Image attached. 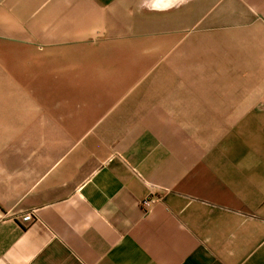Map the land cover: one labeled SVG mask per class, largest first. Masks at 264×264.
I'll list each match as a JSON object with an SVG mask.
<instances>
[{
	"label": "crops",
	"instance_id": "1",
	"mask_svg": "<svg viewBox=\"0 0 264 264\" xmlns=\"http://www.w3.org/2000/svg\"><path fill=\"white\" fill-rule=\"evenodd\" d=\"M0 65V264H264V0H0Z\"/></svg>",
	"mask_w": 264,
	"mask_h": 264
},
{
	"label": "rangeland",
	"instance_id": "2",
	"mask_svg": "<svg viewBox=\"0 0 264 264\" xmlns=\"http://www.w3.org/2000/svg\"><path fill=\"white\" fill-rule=\"evenodd\" d=\"M11 73H6L2 66L0 65V104L4 103H19L21 98L20 95L12 96L10 92L12 88L16 85L15 81L7 78L6 75ZM3 113V111H2Z\"/></svg>",
	"mask_w": 264,
	"mask_h": 264
},
{
	"label": "built area",
	"instance_id": "3",
	"mask_svg": "<svg viewBox=\"0 0 264 264\" xmlns=\"http://www.w3.org/2000/svg\"><path fill=\"white\" fill-rule=\"evenodd\" d=\"M154 203V199L152 198H146L145 200H143L141 203H140V208L142 210H145L147 208H149L152 204ZM32 221V218L29 214H24L23 216H21L19 219H18V222L20 224H23V225H26L28 223H30Z\"/></svg>",
	"mask_w": 264,
	"mask_h": 264
},
{
	"label": "bare ground",
	"instance_id": "4",
	"mask_svg": "<svg viewBox=\"0 0 264 264\" xmlns=\"http://www.w3.org/2000/svg\"><path fill=\"white\" fill-rule=\"evenodd\" d=\"M156 1H159L160 3L161 2H163V1H165V0H156ZM171 1H169V3H170ZM163 7H165V4L163 5Z\"/></svg>",
	"mask_w": 264,
	"mask_h": 264
}]
</instances>
